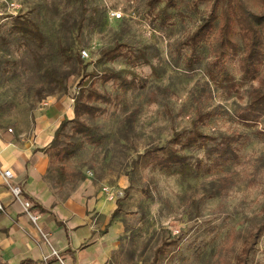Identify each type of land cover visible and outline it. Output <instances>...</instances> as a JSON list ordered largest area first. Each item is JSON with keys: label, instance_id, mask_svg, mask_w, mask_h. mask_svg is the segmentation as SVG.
Listing matches in <instances>:
<instances>
[{"label": "rangeland", "instance_id": "1", "mask_svg": "<svg viewBox=\"0 0 264 264\" xmlns=\"http://www.w3.org/2000/svg\"><path fill=\"white\" fill-rule=\"evenodd\" d=\"M245 1L264 13V0ZM174 2L0 0V126L15 135L29 134L44 101L70 97L92 81L111 96L102 103V113L87 119L98 139L67 161L71 175L63 183L58 159L50 155L49 187L59 197L79 187L101 193L113 211L121 199V208L107 222L102 213H94L105 229L116 221L122 225L111 260L115 264H237L248 235L264 220V115L255 121L239 117L250 92L264 90V56L255 77H245L239 64L242 51L215 64L209 41L190 50L185 40L214 0ZM112 11L122 18H113ZM17 16L31 18L42 37L15 32ZM81 18L83 25L77 28ZM232 30V39L243 46L239 27L234 24ZM218 38L215 32L213 44ZM61 44L72 60L60 54ZM115 44L124 55L106 61L101 51ZM83 49L90 54L86 59ZM47 68L66 76L67 94L48 95ZM106 68L119 77L103 81ZM92 71L99 74L86 75ZM214 109L219 114L198 120L200 111ZM194 122L216 140L186 148L172 142L176 132L190 130ZM232 134L238 136L232 142L236 156L216 161L212 148ZM167 145L185 155L186 172L178 165L164 169L146 153ZM249 264H264V234Z\"/></svg>", "mask_w": 264, "mask_h": 264}, {"label": "crops", "instance_id": "2", "mask_svg": "<svg viewBox=\"0 0 264 264\" xmlns=\"http://www.w3.org/2000/svg\"><path fill=\"white\" fill-rule=\"evenodd\" d=\"M72 101L71 96L49 97L36 112L29 134L15 135L0 126V202L5 206L0 212L1 262L115 264L111 260L122 225L116 221L105 229L94 219L98 211L107 222L115 211L112 206L107 209L101 193H87L83 187L59 197L45 178L51 158L43 149L50 146L62 120L74 118ZM6 169L13 173L9 183L22 190L19 199L3 175ZM29 198L46 211L32 208Z\"/></svg>", "mask_w": 264, "mask_h": 264}, {"label": "trees", "instance_id": "3", "mask_svg": "<svg viewBox=\"0 0 264 264\" xmlns=\"http://www.w3.org/2000/svg\"><path fill=\"white\" fill-rule=\"evenodd\" d=\"M166 1L169 6L175 4L174 0ZM219 1L220 0H214L210 12L204 17L196 30L187 36L185 44L190 50L195 51L200 44L209 41L211 44V53L215 56V64L220 63L228 54H238L239 51H242L239 58L242 73L245 77H255L259 72V65L264 56V13L253 11L245 0H222L220 12H218ZM83 22L84 19L81 18L77 28H81ZM234 24L239 27V33L243 43L241 47L238 42L231 37ZM13 29L15 32H19L29 39H40L42 37L41 30H39L31 18L17 16ZM215 32L218 33L219 37L217 45L213 44ZM121 47L120 44H115L112 47L105 48L101 51V57L106 61H113L119 56L124 55ZM59 52L68 60H72L73 57L68 56V48L65 45L61 44L59 46ZM76 59L78 62L82 63L79 57ZM98 74L97 71H92L86 75L93 77ZM45 77L47 78L49 86L48 95L54 94L56 91H63L66 94L69 92L65 81L66 76L61 70L57 68H47ZM100 77L103 81H108L112 78H118L119 74L118 72L106 68ZM125 89H127V85H125ZM70 96L74 100V118L63 119L50 146L43 149L48 152L49 155L54 154L57 157L59 164L56 171L58 172L60 183H63L71 175L68 170L67 161L86 143L94 144L98 139L95 133V126L89 124L87 119H95L99 113L105 110L102 103L111 100V96L99 90L92 81L91 83L86 82L81 84L78 92ZM40 98L43 99L44 97L41 96ZM217 114H219V112L216 109L207 112L200 111L198 120L203 121ZM262 115H264V90L254 88L250 92V100L245 111L240 113L239 117L243 121H255ZM70 125L71 131L67 132ZM198 125L199 123L194 122L190 130L176 132L172 142L182 143L181 148H186L198 141L207 142L209 140H216L213 136L201 131ZM63 137H65V140ZM237 137L236 134L222 136L221 140L217 142L211 150L212 155L217 153L215 158L216 161H222L236 156L232 147V142L237 140ZM158 151H162V153ZM146 153L153 155L155 157V163L164 169H172L178 165L181 167V171L186 172L187 170L183 165L186 161L185 155L174 145L162 146L156 148V151L148 150ZM29 199L34 204L32 208L37 207L41 211H46V209L40 206L35 200L32 198ZM120 208L121 199H118L117 208L113 212L112 218L115 217ZM53 216L57 220V217L55 215ZM57 222L63 224L60 220H57ZM263 234L264 220L248 235L241 253L237 258V264H249L252 252ZM0 264L8 263L0 261ZM19 264H40V262L25 259Z\"/></svg>", "mask_w": 264, "mask_h": 264}, {"label": "built area", "instance_id": "4", "mask_svg": "<svg viewBox=\"0 0 264 264\" xmlns=\"http://www.w3.org/2000/svg\"><path fill=\"white\" fill-rule=\"evenodd\" d=\"M11 7H17V4L14 3V2H11ZM4 12H2L0 10V17L3 15ZM111 16L113 18H116V19H119V18H122V13L121 12H117V11H112L111 12ZM81 56L82 58H88L89 57V51L87 49H83L81 50ZM3 175L5 177V179L7 180L11 190H12V193L14 194V196L19 199L21 194H22V190L19 186L17 185H13L11 183H9V179H11L13 177V173L10 169H6V170H3ZM5 211V206L2 202H0V212H4ZM34 219L36 218V216H32Z\"/></svg>", "mask_w": 264, "mask_h": 264}]
</instances>
